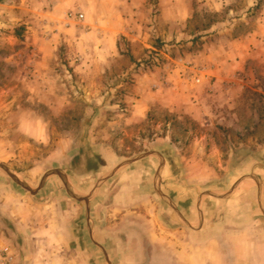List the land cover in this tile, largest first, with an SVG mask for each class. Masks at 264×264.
<instances>
[{"label": "rangeland", "instance_id": "obj_1", "mask_svg": "<svg viewBox=\"0 0 264 264\" xmlns=\"http://www.w3.org/2000/svg\"><path fill=\"white\" fill-rule=\"evenodd\" d=\"M176 1L178 6L164 9L161 0H0V162L33 189L48 170L59 168L77 194L87 195L126 160L146 152H151L146 158L158 160L159 155L152 152L156 148L163 153L161 160L171 161L175 175L168 177L161 170V179L156 180L164 184L163 190L164 179H185L183 167L193 153L190 146L198 139L221 147L233 167L249 164L246 159L251 155L263 157L264 94L260 90L249 88L250 120L227 118L223 122L218 118L215 123H221L212 125L173 109L157 90L167 66L179 64L191 70V75L201 73V66L186 57L213 46L216 37L222 38L227 31L237 35L264 28V0ZM174 10L181 11L179 19L189 16L190 30L182 38L167 40L161 21H173ZM70 12H82L84 18L73 19ZM194 81L200 82V76ZM185 105L189 107L190 102ZM235 110L240 115L246 112L243 105ZM242 129H248L246 134ZM178 156L185 157L182 163ZM261 163L231 177L256 173L264 201ZM0 172L14 182L3 169ZM114 176L102 182L91 199ZM14 184L31 196L29 190ZM245 184H250L245 189L259 210L253 216L255 222L263 224L257 182L250 178ZM45 193L58 204L64 198L71 205L87 206L67 193L55 173L35 194L41 198Z\"/></svg>", "mask_w": 264, "mask_h": 264}, {"label": "crops", "instance_id": "obj_2", "mask_svg": "<svg viewBox=\"0 0 264 264\" xmlns=\"http://www.w3.org/2000/svg\"><path fill=\"white\" fill-rule=\"evenodd\" d=\"M172 5L179 2L161 0L164 9ZM179 12L173 11V21H161L164 39L182 38L190 30L189 16L179 19ZM185 12L189 14L188 9ZM186 59L201 66L202 72L191 75V70L179 64L163 68L157 90L162 101L204 125L221 123H215L218 118L224 122L252 115L247 113L252 111L247 106L249 88L264 94V28L237 35L227 31L222 38L216 37L213 46ZM195 76L201 81L195 82ZM237 105L246 108L244 115L235 110ZM139 115L135 114V120ZM256 123L261 124L259 119ZM251 141L256 145L254 137ZM257 146L263 144L257 142ZM190 151L181 182L164 179L162 189L164 184L156 179H161L158 169L163 153L156 148L153 153L159 155L158 160L143 157L121 167L90 199V206H74L64 198L58 204L49 193L41 198L29 196L0 172V245L13 254L14 264H264V223L255 222L253 216L259 210L245 189L250 187L245 184L250 178L226 197L200 193H225L242 177H231L232 173L262 166L264 156L251 155L246 159L249 164L233 167L217 144L198 139ZM178 158L182 163L185 157ZM171 166L166 157L162 172L168 177L175 176ZM219 175H224L222 180L217 179Z\"/></svg>", "mask_w": 264, "mask_h": 264}, {"label": "water", "instance_id": "obj_3", "mask_svg": "<svg viewBox=\"0 0 264 264\" xmlns=\"http://www.w3.org/2000/svg\"><path fill=\"white\" fill-rule=\"evenodd\" d=\"M154 152V151H152ZM151 152H146V153H142L132 159H129V160H126L124 162H122L121 164H119L116 168H114V170H112V172L107 176V177H104L102 178L99 183L92 189V191L87 194V195H80V194H77L72 188H71V185H70V182H69V179H68V176L67 174H65V172H63L61 169L59 168H55V169H51V170H48L44 176L42 177L41 179V182L39 184V186L36 188V189H33L31 188V186H29V184L25 181H23L15 172H13V170L5 163H2L0 162V168L3 169L13 180L14 182H16L17 184H19L20 186L24 187L25 189L29 190L31 193L35 194L37 193L45 184V181L47 179V177L52 174V173H55V174H58L61 179L63 180L64 182V185L66 187V190H67V193L77 199V200H80V201H83L85 203H87V205L89 206V203H90V199L91 197L93 196V194L99 189L100 185L102 182L106 181L110 176H112L113 174H115V172L123 167V166H126L128 164H131L132 162H135L145 156H147V154H149ZM164 162H165V158L163 157L162 158V162H161V165L158 169V173L160 172V170L163 169V165H164ZM246 178H254L257 182V185L259 187V194H258V197H259V202H260V205H261V208H263L264 210V201L262 200V182L259 178V176L255 173H251V174H247V175H244L243 177L239 178L235 183L234 185L232 186V188H230L227 192L225 193H214V192H211V191H204V192H201L200 193L202 195H209V196H214V197H226L228 195H230L236 188L237 186Z\"/></svg>", "mask_w": 264, "mask_h": 264}, {"label": "built area", "instance_id": "obj_4", "mask_svg": "<svg viewBox=\"0 0 264 264\" xmlns=\"http://www.w3.org/2000/svg\"><path fill=\"white\" fill-rule=\"evenodd\" d=\"M69 17L73 19H82L84 14L82 12H70ZM199 81V79H197ZM0 264H14V256L7 248L0 245Z\"/></svg>", "mask_w": 264, "mask_h": 264}]
</instances>
